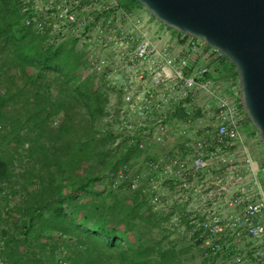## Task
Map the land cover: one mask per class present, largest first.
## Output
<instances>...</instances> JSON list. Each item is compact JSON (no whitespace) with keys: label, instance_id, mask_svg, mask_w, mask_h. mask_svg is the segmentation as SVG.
<instances>
[{"label":"built area","instance_id":"1","mask_svg":"<svg viewBox=\"0 0 264 264\" xmlns=\"http://www.w3.org/2000/svg\"><path fill=\"white\" fill-rule=\"evenodd\" d=\"M11 1L44 45L83 54L91 90L106 99L101 132L138 152L111 187L139 192L164 220L188 257L178 264H264V162L245 143L239 100L210 78V61L226 59L158 30L135 0Z\"/></svg>","mask_w":264,"mask_h":264},{"label":"trees","instance_id":"2","mask_svg":"<svg viewBox=\"0 0 264 264\" xmlns=\"http://www.w3.org/2000/svg\"><path fill=\"white\" fill-rule=\"evenodd\" d=\"M0 77V264L188 259L139 192L111 187L138 152L101 132L106 99L91 90L83 54L44 45L11 0H0Z\"/></svg>","mask_w":264,"mask_h":264},{"label":"water","instance_id":"3","mask_svg":"<svg viewBox=\"0 0 264 264\" xmlns=\"http://www.w3.org/2000/svg\"><path fill=\"white\" fill-rule=\"evenodd\" d=\"M135 1L164 27L202 41L229 62L264 157V0Z\"/></svg>","mask_w":264,"mask_h":264},{"label":"crops","instance_id":"4","mask_svg":"<svg viewBox=\"0 0 264 264\" xmlns=\"http://www.w3.org/2000/svg\"><path fill=\"white\" fill-rule=\"evenodd\" d=\"M154 26H157L158 30L163 31V33H167L168 36L174 37L175 32L164 28L162 25H158L152 23ZM210 70L211 75L210 78L213 83L220 86V90L222 95L227 97L228 99L238 101L237 96V84H236V75L233 67L225 60L218 59L210 61ZM245 143L249 148V152L252 157L256 158L259 163L264 162L263 152L261 147L256 139L255 132L253 128L246 123L242 129ZM258 180L263 186L264 190V176L258 174Z\"/></svg>","mask_w":264,"mask_h":264},{"label":"rangeland","instance_id":"5","mask_svg":"<svg viewBox=\"0 0 264 264\" xmlns=\"http://www.w3.org/2000/svg\"><path fill=\"white\" fill-rule=\"evenodd\" d=\"M127 1H129L130 3H132L130 0H119V4L123 6V5L126 4ZM171 31H173V30H171ZM4 89H5L4 80H3V77H0V92H3ZM15 201H16V199H13L12 200V202H15ZM125 208H127V206H125ZM118 209H119V212L118 213L123 215L124 214V209H122V207H120V206H119Z\"/></svg>","mask_w":264,"mask_h":264}]
</instances>
